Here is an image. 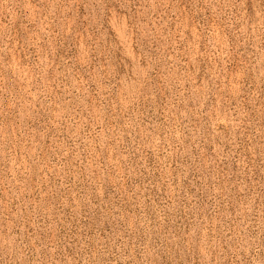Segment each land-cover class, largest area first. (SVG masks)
Masks as SVG:
<instances>
[{
	"label": "rangeland",
	"instance_id": "rangeland-1",
	"mask_svg": "<svg viewBox=\"0 0 264 264\" xmlns=\"http://www.w3.org/2000/svg\"><path fill=\"white\" fill-rule=\"evenodd\" d=\"M0 264H264V0H0Z\"/></svg>",
	"mask_w": 264,
	"mask_h": 264
}]
</instances>
